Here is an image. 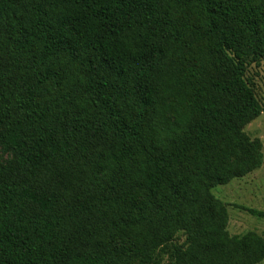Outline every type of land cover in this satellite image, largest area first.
<instances>
[{"label": "trees", "instance_id": "1", "mask_svg": "<svg viewBox=\"0 0 264 264\" xmlns=\"http://www.w3.org/2000/svg\"><path fill=\"white\" fill-rule=\"evenodd\" d=\"M262 59L264 0H0V264L261 263Z\"/></svg>", "mask_w": 264, "mask_h": 264}, {"label": "rangeland", "instance_id": "2", "mask_svg": "<svg viewBox=\"0 0 264 264\" xmlns=\"http://www.w3.org/2000/svg\"><path fill=\"white\" fill-rule=\"evenodd\" d=\"M245 78L264 107V59L249 63ZM244 130L252 139L258 138L262 141L264 154V112ZM212 193L227 205L228 231L232 236H242L254 231L264 237V218L254 216L247 210L264 211V158L258 169L227 184L214 187ZM184 240L185 237L181 234L175 242L182 243ZM169 260L165 256L163 264H168ZM259 264H264V260Z\"/></svg>", "mask_w": 264, "mask_h": 264}]
</instances>
